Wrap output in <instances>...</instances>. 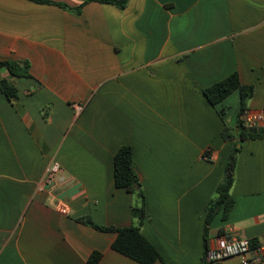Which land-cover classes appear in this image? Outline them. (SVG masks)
<instances>
[{"label":"crops","instance_id":"crops-1","mask_svg":"<svg viewBox=\"0 0 264 264\" xmlns=\"http://www.w3.org/2000/svg\"><path fill=\"white\" fill-rule=\"evenodd\" d=\"M47 1L0 0V62L31 74L0 71L18 91H0V264H87L95 251L99 264H139L112 249L117 234L78 222L138 224L137 197L115 184L123 146L146 196L143 234L165 264H201L236 142L222 131L238 135L241 111L238 90L216 106L204 91L237 73L254 87L248 110L264 111V0ZM238 146L235 205L210 241L264 235V137Z\"/></svg>","mask_w":264,"mask_h":264},{"label":"trees","instance_id":"trees-1","mask_svg":"<svg viewBox=\"0 0 264 264\" xmlns=\"http://www.w3.org/2000/svg\"><path fill=\"white\" fill-rule=\"evenodd\" d=\"M34 1L44 4H53V2L47 0ZM99 1L105 4L114 5L121 10L127 7L126 0ZM57 5L67 8L61 4ZM81 9L82 7L77 9L76 12L80 13ZM1 70H7L9 74L15 78L31 77L30 64L28 62L3 61L0 62V71ZM237 90L241 95V111L237 126L238 135H233L227 127L222 131V138L225 141L236 142L229 155L223 180L216 190L215 197L210 201L206 209L203 236L204 253L201 264H205V257L210 245V231L213 221L221 212L223 214V220H226L235 205V201L231 196V190L235 182L238 156L241 152V147H238V145L241 146L242 143L249 139H261L264 137L262 131H249L242 119V116L248 110V102L253 98L254 87L243 85L237 73H234L223 81L207 88L204 91V94L209 103L216 106ZM0 91L10 100L16 99L18 95L15 83L7 79H0ZM224 114L225 111L222 112V118L224 117ZM208 156L209 155L207 154L204 157L209 158ZM114 173L116 187L127 190L138 199V203L132 207V216L138 221V225L126 228L100 226L96 224L91 217L80 218L78 219V222L103 233L117 234V237L112 244V249L139 264H155L158 261L165 264L160 252L142 232V226L147 218L146 196L139 176L134 168L133 150L131 147L123 146L116 153L114 157ZM102 258L103 253L95 251L91 254L87 264H99Z\"/></svg>","mask_w":264,"mask_h":264},{"label":"built area","instance_id":"built-area-1","mask_svg":"<svg viewBox=\"0 0 264 264\" xmlns=\"http://www.w3.org/2000/svg\"><path fill=\"white\" fill-rule=\"evenodd\" d=\"M242 119L249 131L264 134V111L254 113L247 110ZM62 171L61 165L54 161L48 170L50 181L56 180ZM205 264H264V235L250 240L218 233L210 241Z\"/></svg>","mask_w":264,"mask_h":264},{"label":"rangeland","instance_id":"rangeland-1","mask_svg":"<svg viewBox=\"0 0 264 264\" xmlns=\"http://www.w3.org/2000/svg\"><path fill=\"white\" fill-rule=\"evenodd\" d=\"M137 225H138V224H137ZM214 232H215V231H213V233H214ZM213 233L211 232V236H212V237H215L217 234H216V235H214ZM212 234H213L214 236H213ZM210 239H211V238H210Z\"/></svg>","mask_w":264,"mask_h":264},{"label":"water","instance_id":"water-1","mask_svg":"<svg viewBox=\"0 0 264 264\" xmlns=\"http://www.w3.org/2000/svg\"><path fill=\"white\" fill-rule=\"evenodd\" d=\"M239 147V146H238Z\"/></svg>","mask_w":264,"mask_h":264}]
</instances>
